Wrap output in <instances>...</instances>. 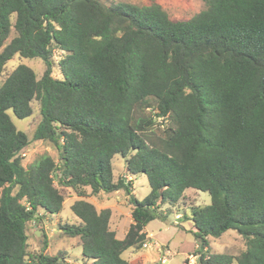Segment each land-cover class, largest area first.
<instances>
[{
    "label": "trees",
    "instance_id": "16d2710c",
    "mask_svg": "<svg viewBox=\"0 0 264 264\" xmlns=\"http://www.w3.org/2000/svg\"><path fill=\"white\" fill-rule=\"evenodd\" d=\"M204 1L173 19L156 1L0 0V76L16 54L46 64L39 77L20 63L0 85V264H70L47 253V239L30 252L27 227L71 194L77 220L62 233L81 239L91 264H130L123 253L142 249L147 225L167 217L162 205L191 188L211 196L191 216L207 248L194 251L200 264H264V0ZM33 101L42 116L33 139L58 158L25 166L31 140L8 111L30 117ZM153 112L170 122L161 128ZM115 155L126 161L118 179ZM139 174L150 185L141 200L127 178ZM121 189L133 219L123 238L112 209L89 200ZM230 229L245 249L210 253L209 237Z\"/></svg>",
    "mask_w": 264,
    "mask_h": 264
},
{
    "label": "rangeland",
    "instance_id": "374dc122",
    "mask_svg": "<svg viewBox=\"0 0 264 264\" xmlns=\"http://www.w3.org/2000/svg\"><path fill=\"white\" fill-rule=\"evenodd\" d=\"M107 5H111L117 1H129L137 4H150L153 1L160 3L163 8L169 13L173 19H189L202 9L206 7L204 0H101ZM14 30L12 35H14ZM10 39V38H9ZM4 46L0 47V52ZM60 54V52H56ZM57 58V57H55ZM57 60V59H56ZM20 63H24L32 67L39 77H41L46 69V64L39 58L22 57L16 54L11 60L8 61L3 74L0 76V85ZM54 76H60V71L56 65L53 70ZM34 113L27 118H18L13 110H9V114L19 130H24L30 137V144L23 150V164L29 166L35 163L38 158L43 154H50L58 158L57 148L42 140H34L33 134L41 120L40 102L33 101ZM170 120L163 121V124L169 123ZM164 126H161V128ZM114 166L115 179L126 174V161L121 155H115L112 160ZM130 176V175H129ZM132 190L138 199H143L150 192V185L146 174H139L134 176ZM71 194V193H70ZM186 197L179 200L175 205L163 204L162 210L167 217H158L151 221L147 229L154 235L153 240H157L161 244L167 245L168 248L174 252L169 261L165 264H186L187 257L194 253L196 239L194 231L193 219L191 218L193 207L196 205L203 206L211 202V196L208 192L187 189ZM77 196L70 195L63 206L60 213L52 216L46 215L41 223H31L27 227L29 236V251L37 252L48 241L47 253L57 255L64 253L71 264H91V260L84 258L81 247V239L79 237H69L62 233L61 225L72 223L77 220V216L72 210V205L76 201ZM90 201L96 205H110L113 211L111 218V225L117 231V236L123 238L125 230L132 219V204L129 200V195L125 189H121L119 193L101 192L89 198ZM113 205V206H112ZM39 232V234H37ZM210 240V253H228L239 254L246 247V242L243 236L235 229H230L223 233L220 237H209ZM165 242V243H163ZM142 249L134 251L129 249L123 253V256L130 261V264H139L140 256L143 254ZM156 251V249H153ZM199 250V249H198ZM157 256L154 262L159 259V253L156 251ZM161 263V262H159ZM148 264V263H146ZM164 264V263H161ZM232 264H237L236 262Z\"/></svg>",
    "mask_w": 264,
    "mask_h": 264
},
{
    "label": "built area",
    "instance_id": "2783aa9c",
    "mask_svg": "<svg viewBox=\"0 0 264 264\" xmlns=\"http://www.w3.org/2000/svg\"><path fill=\"white\" fill-rule=\"evenodd\" d=\"M153 113H154L155 120L160 124V126H164L163 121L164 120L166 121L168 116L158 115L156 114V112H153ZM152 238H153V235H150L148 237V239L142 245V250L156 249V251L159 253V259L157 260V262H161L165 264L167 261H169V259L174 254V252L171 251L167 245L161 244L160 242H158L157 240H153ZM196 248L197 250L199 249L204 252L207 250L206 247L204 249L201 248V245L199 242L196 243ZM188 258H190V260L186 264H200V254L199 253H196V254L192 253L190 254ZM208 258L209 256L205 257V259H208Z\"/></svg>",
    "mask_w": 264,
    "mask_h": 264
},
{
    "label": "crops",
    "instance_id": "0c3cea01",
    "mask_svg": "<svg viewBox=\"0 0 264 264\" xmlns=\"http://www.w3.org/2000/svg\"><path fill=\"white\" fill-rule=\"evenodd\" d=\"M130 178L131 179H134V176H130ZM133 185H135L134 184V181H133ZM120 191V190H119ZM119 191H116V193H119ZM134 192H135V190H134ZM100 194V193H99ZM98 208H105V207H110V208H112L110 205H96ZM113 206V205H112ZM113 209V208H112ZM112 215H113V211H112ZM133 221V220H132ZM131 221V222H132ZM112 224V223H111ZM112 226V225H111ZM148 226V225H147ZM113 228V227H112ZM113 229H115V228H113ZM146 229H147V227H146ZM116 230V229H115ZM117 232V231H116ZM125 232V234H126V232H127V229L124 231ZM147 232H148V237L150 236V235H153L151 232H149L148 231V229H147ZM153 238H154V235H153ZM152 238V239H153ZM163 243H165V242H163ZM134 250V249H133ZM135 251V250H134ZM138 251V250H137ZM141 251H143V254L140 256V260H139V264H146V263H148V264H154L155 262V259H156V256H157V253H156V251L155 250H153V249H150V250H141ZM190 256V255H189ZM188 256V257H189ZM187 257V258H188Z\"/></svg>",
    "mask_w": 264,
    "mask_h": 264
},
{
    "label": "water",
    "instance_id": "95a60500",
    "mask_svg": "<svg viewBox=\"0 0 264 264\" xmlns=\"http://www.w3.org/2000/svg\"><path fill=\"white\" fill-rule=\"evenodd\" d=\"M37 234H39V232H37ZM71 264V263H70Z\"/></svg>",
    "mask_w": 264,
    "mask_h": 264
}]
</instances>
